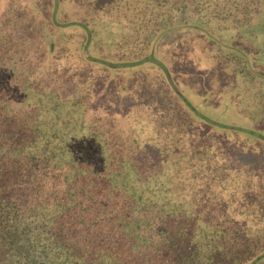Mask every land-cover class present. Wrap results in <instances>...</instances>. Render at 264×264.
Instances as JSON below:
<instances>
[{"label":"trees","instance_id":"1","mask_svg":"<svg viewBox=\"0 0 264 264\" xmlns=\"http://www.w3.org/2000/svg\"><path fill=\"white\" fill-rule=\"evenodd\" d=\"M259 144L264 0H0V264H262Z\"/></svg>","mask_w":264,"mask_h":264},{"label":"rangeland","instance_id":"2","mask_svg":"<svg viewBox=\"0 0 264 264\" xmlns=\"http://www.w3.org/2000/svg\"><path fill=\"white\" fill-rule=\"evenodd\" d=\"M204 45H196V49H201V51H197V54H193L190 50H187L182 60L184 62H189L187 64L188 68L194 69L193 79L188 82V86L186 87L187 92L191 91L193 93V100L196 103H202L200 106L203 111L206 110L210 105H212L211 98L213 94L217 92L221 93V90H225L227 87L226 79L228 78L227 74H230V71L225 68L223 64L220 62H216L212 60L205 52ZM189 58L186 60L185 58ZM196 77V78H195ZM227 79V81H229ZM222 83V84H221ZM192 95V94H191ZM221 95H225V93H221ZM204 98H207L204 100ZM217 98V97H216ZM230 97L224 98L222 102L216 105V108L219 112V115L222 116L223 119L231 120L234 117V114H228L229 110L231 111L232 107L228 110L226 106H231ZM206 101V102H203ZM211 102V103H210ZM229 108V107H228ZM206 112V111H205ZM235 146V145H233ZM239 147L242 145H238ZM237 153L240 157H245L246 159H250L251 161H260L264 163V144H259L257 147L252 149L248 148L245 151L237 150ZM264 264V263H262Z\"/></svg>","mask_w":264,"mask_h":264},{"label":"water","instance_id":"3","mask_svg":"<svg viewBox=\"0 0 264 264\" xmlns=\"http://www.w3.org/2000/svg\"><path fill=\"white\" fill-rule=\"evenodd\" d=\"M163 69H164V71L166 72L168 79L171 81V78H170V76H169V74H168L167 69H166L165 67H163Z\"/></svg>","mask_w":264,"mask_h":264}]
</instances>
